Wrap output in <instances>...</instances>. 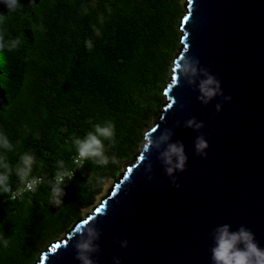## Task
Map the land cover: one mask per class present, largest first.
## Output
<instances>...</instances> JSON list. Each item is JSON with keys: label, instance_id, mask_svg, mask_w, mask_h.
<instances>
[{"label": "trees", "instance_id": "16d2710c", "mask_svg": "<svg viewBox=\"0 0 264 264\" xmlns=\"http://www.w3.org/2000/svg\"><path fill=\"white\" fill-rule=\"evenodd\" d=\"M22 12L10 14L11 37L22 44L0 53V129L16 145L8 153L15 165L19 154L34 152L43 161L35 175L52 178L53 165L64 159L73 167V135L83 137L92 123L112 120L116 144L110 149L119 166L100 169L91 162L79 168L66 186L64 204L48 203L49 188L10 200L0 196V234L10 240L0 249V264H34L39 253L67 233L97 204L110 179L144 141V129L165 100L163 76L171 72L170 50L180 47L182 0H20ZM96 4L90 14L81 5ZM103 36L96 38L91 24L106 12ZM91 37L89 52L84 41ZM171 59V60H170ZM25 125L34 134H25ZM17 141L19 143L17 144ZM106 176V183L92 190L87 177ZM13 189L18 181L13 176Z\"/></svg>", "mask_w": 264, "mask_h": 264}, {"label": "water", "instance_id": "95a60500", "mask_svg": "<svg viewBox=\"0 0 264 264\" xmlns=\"http://www.w3.org/2000/svg\"><path fill=\"white\" fill-rule=\"evenodd\" d=\"M7 11L0 3V13ZM181 19L173 60L199 58L232 99L218 96L204 105L183 79L171 85L170 72L159 117L145 136L171 128L173 140L184 143L188 161L176 173L180 187L164 174L156 150L144 151V139L106 195L35 264H80L74 242L88 224L101 230V251L93 256L98 264H113L114 256L121 264H212L210 232L224 223L246 226L264 248V0H186ZM193 116L204 122L206 158L194 150L199 133L184 127ZM124 239L126 248L117 242Z\"/></svg>", "mask_w": 264, "mask_h": 264}, {"label": "clouds", "instance_id": "9594fccd", "mask_svg": "<svg viewBox=\"0 0 264 264\" xmlns=\"http://www.w3.org/2000/svg\"><path fill=\"white\" fill-rule=\"evenodd\" d=\"M7 8V14L0 13V53L5 50L13 52L22 44L19 36L11 37L8 34L7 25L12 18L10 14L22 12L23 6L20 0H0ZM91 9L97 7L96 4L89 6L81 5L83 15L90 14ZM106 12L98 13L96 23L91 24V29L96 38L103 36V28L106 15L112 14L110 5L105 4ZM85 48L91 52L94 48V41L91 37L84 41ZM187 47H185V51ZM174 61L171 71L174 73L171 85H177L180 79L193 86L198 92L197 99L204 105H208L216 97H222L223 101H230L231 95H224L221 80L213 74L207 67L201 65L199 58L190 55H182L180 59ZM171 107V105H169ZM222 103L215 104V109L219 112ZM91 129L86 131L83 137L73 135L71 144L75 147L76 155L73 157V164L76 169L82 168L85 162H91L100 169H107L110 165L119 166L121 160L115 153H110V149L116 144V125L112 120L92 123ZM179 124V121L177 122ZM184 127L191 128L199 134L194 141V150L202 158L207 157L206 149L209 142L204 133L199 130L204 127V122L197 120L195 116L184 121ZM159 128V125H158ZM25 134H34L32 128L25 125ZM157 131V127L151 132ZM174 131L171 128L163 129L158 136L148 134L145 136V152L156 150L158 159L163 167L164 174L170 178L171 183L179 188L178 172H183L187 167L188 156L184 143L177 139L173 140ZM19 141H17V144ZM16 145L10 140L9 135L0 129V196H6L10 200H15L25 192L35 193L39 186L45 184L49 188L48 203L59 207L64 204L66 186L72 181L76 170L66 164L64 159H57L53 165L55 171L52 178L47 174L35 175L34 168L40 169L43 161L39 160L32 151L19 154V160L13 165L10 162L8 153L14 152ZM147 178H154L152 164L145 165ZM13 176L18 181L16 190L13 189ZM88 186L92 190H98L106 183V176L102 173L93 172L87 177ZM22 186V187H21ZM87 223V222H86ZM212 246L210 248L212 264H264V248H261L255 239V234L246 226L240 225L233 229L228 223L216 225L210 232ZM101 237V230L96 224H88L80 233L79 238L74 242L76 249V259L80 264H98L93 258L94 254L101 251L98 241ZM123 248L128 246L127 239L118 240ZM10 240L0 234V249H8ZM113 264H121V258L114 256Z\"/></svg>", "mask_w": 264, "mask_h": 264}, {"label": "rangeland", "instance_id": "374dc122", "mask_svg": "<svg viewBox=\"0 0 264 264\" xmlns=\"http://www.w3.org/2000/svg\"><path fill=\"white\" fill-rule=\"evenodd\" d=\"M185 3H186V0H182V5H183V7H184ZM183 12H184V10H183ZM179 25H180V23H179ZM179 25H178V27H179ZM177 51H178V47H177L176 45H173L172 49L170 50V53H171L170 56L172 57V59H173V57H175V54H176ZM170 60H171V59H170ZM163 77H164V78H163L164 81L167 80V78H168V81H169V79H170V73L164 75ZM168 81H167V83H168ZM167 83H166V84H167ZM166 84H165V85H166ZM161 106H162V104H161ZM161 106L158 108V110H156V115H155V117H153V118L150 120V124L148 125L147 128L144 129V132H146V131L152 126V124L158 119L159 114H160V111H161ZM141 144H142V143H141ZM140 146H141V145H140ZM139 149H140V147H139ZM139 149H138V150H139ZM138 150L133 154L132 159H131L130 161L126 162V163L123 165V167H122L121 171L118 173V175H119L120 173L123 172V170H124V168H125V165H127L129 162H131L132 160H134V157H135L136 153L138 152ZM114 181H115V179H110V181L108 182V184H107V186H106V188H105V192L99 196L97 202H99V201H100V200L106 195L107 191L111 188V186L113 185V182H114ZM90 211H91V209L88 210L87 213L90 212ZM87 213H86V214H87ZM86 214H85V215H86ZM85 215H84V216H85ZM84 216H83V217H84ZM81 218H82V217H81ZM65 234H66V233H65ZM65 234L61 235L60 237L56 238L55 240L63 238ZM53 241H54V240H53ZM53 241H52V242H53ZM49 245H50V244H49ZM49 245H48V246H49ZM48 246H47V247H48ZM47 247L44 248L43 250H46ZM43 250H42V251H43ZM39 256H40V253H39V255H38V258H39ZM38 258L35 260V262L38 260ZM35 262H34V264H35Z\"/></svg>", "mask_w": 264, "mask_h": 264}, {"label": "built area", "instance_id": "2783aa9c", "mask_svg": "<svg viewBox=\"0 0 264 264\" xmlns=\"http://www.w3.org/2000/svg\"><path fill=\"white\" fill-rule=\"evenodd\" d=\"M72 168H74V169L76 170V172H77L78 169H76V166H75L74 164H73V167H72ZM76 172H75V174H76ZM74 176H75V175H74ZM21 187H22V186H21ZM15 190H16V189H15ZM25 193H27V192H25ZM25 193H24V194H25ZM19 198H20V197H19ZM17 199H18V198H17Z\"/></svg>", "mask_w": 264, "mask_h": 264}]
</instances>
